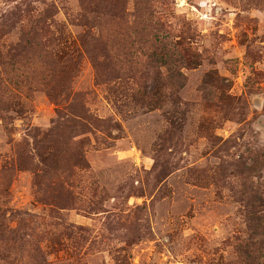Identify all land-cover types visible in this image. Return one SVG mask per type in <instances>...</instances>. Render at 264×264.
I'll use <instances>...</instances> for the list:
<instances>
[{
	"label": "rangeland",
	"instance_id": "rangeland-1",
	"mask_svg": "<svg viewBox=\"0 0 264 264\" xmlns=\"http://www.w3.org/2000/svg\"><path fill=\"white\" fill-rule=\"evenodd\" d=\"M250 211L264 0H0V264H264Z\"/></svg>",
	"mask_w": 264,
	"mask_h": 264
},
{
	"label": "trees",
	"instance_id": "trees-1",
	"mask_svg": "<svg viewBox=\"0 0 264 264\" xmlns=\"http://www.w3.org/2000/svg\"><path fill=\"white\" fill-rule=\"evenodd\" d=\"M175 44L167 39L160 40L158 43H156L158 47L156 46L155 51L149 56V59L157 63L159 62L160 66L167 67L169 69L168 79H170V75L175 71L174 70L172 72V69L176 68V64L182 63L183 59H186L187 52L185 51V49H182ZM162 91L163 86H154L152 96L157 97L158 95H163ZM157 99H161V97L159 98L158 96ZM248 222L252 224V226H250L252 230L255 231L256 228L264 230V214H262V211L257 214L250 211L248 214ZM256 246L258 249L259 246L263 248L264 243L257 242Z\"/></svg>",
	"mask_w": 264,
	"mask_h": 264
}]
</instances>
